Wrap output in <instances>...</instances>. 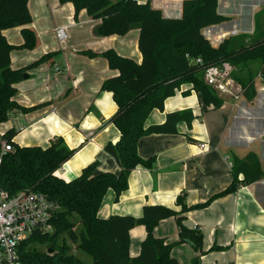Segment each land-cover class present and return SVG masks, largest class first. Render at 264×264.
I'll return each mask as SVG.
<instances>
[{"label": "crops", "instance_id": "1", "mask_svg": "<svg viewBox=\"0 0 264 264\" xmlns=\"http://www.w3.org/2000/svg\"><path fill=\"white\" fill-rule=\"evenodd\" d=\"M185 1L142 3L160 10L167 19H181ZM28 7L33 17L29 28L37 34L38 44L34 50L14 49L11 65L16 70L27 69L29 78L17 85L14 101L30 110L14 114L2 126V132L16 130L14 141L21 147L48 148L54 140L63 139L69 149L77 150L56 173L67 181L79 177L96 161L97 173H120L117 160L105 149L120 138L119 129L110 121L118 105L111 92L102 91L103 83L119 72L110 68L102 53L113 49L141 63L140 27L135 26L124 36L101 37L98 28L102 21L90 17L86 10L76 15L72 3L29 0ZM218 13L229 20L203 30L214 47L226 39H246L248 44L264 36V0H219ZM23 28L7 29L3 34L11 45L19 47L24 44ZM58 28H65L67 37L63 41L57 37ZM90 52L96 55L89 56ZM48 54L54 55L30 68ZM256 65L260 66L251 65L253 72ZM240 73L246 76L248 71ZM255 88L254 99H247L243 92L237 100L225 97L223 105L216 108L207 106L192 84L183 85L166 100L164 110L152 111L146 128L162 125L169 114L186 110L195 117L192 125L181 121L177 133L142 137L139 155L145 160L153 159L154 167L136 168L130 175L128 190L118 201L110 189L99 217L139 218L148 205L180 210V196L190 207L205 204L232 184L234 157L242 159L255 153L264 169V80L260 74ZM91 132L95 133L93 137H89ZM202 144L209 149L202 150ZM185 217L184 225L190 230L198 227L204 244L202 252L188 243L175 245L172 256L181 264H194L197 258L199 264H264V180L241 186L204 208L190 210ZM154 233L174 244L179 241L180 226L176 218H168ZM130 236V253L135 258L147 237L146 227L136 226Z\"/></svg>", "mask_w": 264, "mask_h": 264}, {"label": "trees", "instance_id": "2", "mask_svg": "<svg viewBox=\"0 0 264 264\" xmlns=\"http://www.w3.org/2000/svg\"><path fill=\"white\" fill-rule=\"evenodd\" d=\"M29 0H0V184L11 194L35 190L46 194L60 206L53 219V232L35 233L20 246V258L24 264H181L172 256L177 244H190L196 251H203L204 236L198 230L184 225L185 215L192 209L204 208L214 199L238 191L264 180V169L259 157L249 153L245 158L232 159L233 182L222 193L213 196L205 204L190 207L185 197H179L180 210L164 205L144 207L141 217L114 215L102 219L98 213L104 197L112 189L118 201L129 188L131 173L138 167L153 168V159L145 160L139 155L142 137L153 133H177V125L185 121L192 125V111L171 113L166 123L146 128V122L155 109L164 110L165 102L183 85L192 84L202 95L207 106L220 108L221 100L216 90L205 82V70L211 66L228 63L235 67L239 81L244 85V95L256 97L255 79L260 74L264 80V36L251 43L236 44L226 39L214 47L203 30L224 23L228 17L218 13L219 0H186L181 19H167L160 10L149 3L135 0H60L72 3L76 15L86 10L93 19L102 21L98 35L124 36L135 26L140 27L139 49L143 60L123 57L110 49L102 53L111 69L119 75L108 79L102 91L111 92L118 105L111 122L120 131L117 143H109L106 151L120 165V173H97L99 161L83 169L72 181L57 176V171L77 152L69 149L58 138L48 148L21 147L14 139V129L3 133L1 128L14 114L26 113L14 97L17 85L24 80L27 69H13L11 53L16 48L34 50L38 37L29 28L33 17ZM24 27V44L11 45L3 31ZM89 56L96 54L87 53ZM48 54L30 68L39 66L52 58ZM202 59V63H197ZM259 63V74L251 65ZM247 70L243 76L242 70ZM13 145V151L2 154L3 142ZM176 218L180 226V238L171 244L155 236L156 227L165 219ZM143 225L147 237L141 245L140 254L133 258L130 253V231ZM70 240L68 242L67 240ZM72 243V245H71ZM52 250V252H51ZM82 254V255H80ZM194 264H199L198 258Z\"/></svg>", "mask_w": 264, "mask_h": 264}, {"label": "built area", "instance_id": "3", "mask_svg": "<svg viewBox=\"0 0 264 264\" xmlns=\"http://www.w3.org/2000/svg\"><path fill=\"white\" fill-rule=\"evenodd\" d=\"M142 3V0H135ZM60 41L66 39L65 28L56 30ZM236 34V32H233ZM197 63H202L198 59ZM59 71V68H57ZM233 66L224 63L205 70V82L217 91L219 96L239 99L244 90L232 77ZM94 132L89 134L93 137ZM206 151L208 146L201 145ZM13 151V145L3 142L2 154ZM1 163V162H0ZM60 206L46 194L35 190H24L15 194L2 188L0 184V264H24L20 258L21 244L35 233L53 232V219ZM196 230H200L198 227Z\"/></svg>", "mask_w": 264, "mask_h": 264}, {"label": "rangeland", "instance_id": "4", "mask_svg": "<svg viewBox=\"0 0 264 264\" xmlns=\"http://www.w3.org/2000/svg\"><path fill=\"white\" fill-rule=\"evenodd\" d=\"M246 42V39H242L241 41L238 39V38H236V39H234V43H236V44H239V43H245ZM259 65H256V67L254 68V72H258V70H259ZM234 70H235V67L233 66V72H234ZM233 72H232V77H233ZM237 72V71H236ZM235 72V73H236ZM234 73V77H233V79L235 80V82H236V84L238 85V86H240L241 88H244V85H243V83H242V81L240 82L239 81V79L237 78L239 75L238 74H235ZM220 98H221V100H225L226 98L225 97H222V96H219ZM68 242H70V240L68 239L67 240ZM71 245H72V243H71ZM80 255H82V254H80Z\"/></svg>", "mask_w": 264, "mask_h": 264}, {"label": "water", "instance_id": "5", "mask_svg": "<svg viewBox=\"0 0 264 264\" xmlns=\"http://www.w3.org/2000/svg\"><path fill=\"white\" fill-rule=\"evenodd\" d=\"M27 78H29V75L25 74L24 79H27ZM51 252H52V250H51Z\"/></svg>", "mask_w": 264, "mask_h": 264}]
</instances>
